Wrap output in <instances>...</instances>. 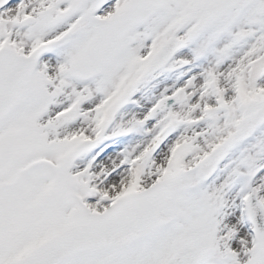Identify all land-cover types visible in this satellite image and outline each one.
Wrapping results in <instances>:
<instances>
[{
	"label": "snow or ice",
	"instance_id": "6c2138e0",
	"mask_svg": "<svg viewBox=\"0 0 264 264\" xmlns=\"http://www.w3.org/2000/svg\"><path fill=\"white\" fill-rule=\"evenodd\" d=\"M0 264H264V0H0Z\"/></svg>",
	"mask_w": 264,
	"mask_h": 264
}]
</instances>
